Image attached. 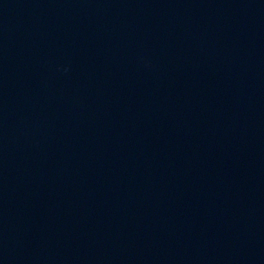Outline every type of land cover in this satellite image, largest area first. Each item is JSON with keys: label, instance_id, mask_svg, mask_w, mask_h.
Listing matches in <instances>:
<instances>
[{"label": "water", "instance_id": "obj_1", "mask_svg": "<svg viewBox=\"0 0 264 264\" xmlns=\"http://www.w3.org/2000/svg\"><path fill=\"white\" fill-rule=\"evenodd\" d=\"M0 264H264V0H0Z\"/></svg>", "mask_w": 264, "mask_h": 264}]
</instances>
